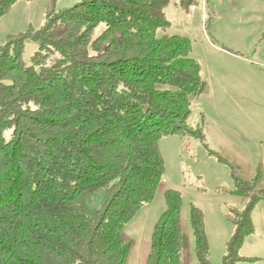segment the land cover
Segmentation results:
<instances>
[{
	"label": "trees",
	"instance_id": "obj_1",
	"mask_svg": "<svg viewBox=\"0 0 264 264\" xmlns=\"http://www.w3.org/2000/svg\"><path fill=\"white\" fill-rule=\"evenodd\" d=\"M17 1L0 0V20ZM169 2L82 0L57 12L48 0L44 26L0 46V264H126L125 226L165 173L159 140L205 138L188 122L207 87L192 41L158 34L171 26ZM29 42L38 49L26 65ZM232 176L234 196L247 198L258 182ZM164 196L146 264H183L182 194ZM258 203L254 195L237 221L226 215L236 225L228 264L251 259L239 252ZM190 222L198 264H213L194 204Z\"/></svg>",
	"mask_w": 264,
	"mask_h": 264
},
{
	"label": "rangeland",
	"instance_id": "obj_2",
	"mask_svg": "<svg viewBox=\"0 0 264 264\" xmlns=\"http://www.w3.org/2000/svg\"><path fill=\"white\" fill-rule=\"evenodd\" d=\"M82 0H57L56 11ZM48 0H19L0 20V46L8 35L40 29L46 23ZM171 26L158 34L191 39L193 57L207 82L204 93L191 101L189 124L203 128L205 138L164 136L158 142L165 173L154 200L126 224L124 238L132 243L126 264H146L154 227L167 208L164 192H181V228L188 238L183 264H198L190 222L191 204L204 215L213 264H228V243L236 232L227 214L237 221L255 195L254 232L240 250L251 258L233 264H264V0H195L182 8L170 0L165 8ZM104 29L99 25L94 35ZM38 45H26L23 60L30 65ZM257 185L248 197L232 195V174Z\"/></svg>",
	"mask_w": 264,
	"mask_h": 264
}]
</instances>
